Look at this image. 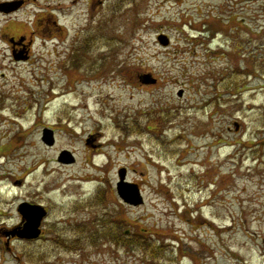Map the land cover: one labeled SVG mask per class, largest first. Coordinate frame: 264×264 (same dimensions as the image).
I'll use <instances>...</instances> for the list:
<instances>
[{"label": "rangeland", "instance_id": "1", "mask_svg": "<svg viewBox=\"0 0 264 264\" xmlns=\"http://www.w3.org/2000/svg\"><path fill=\"white\" fill-rule=\"evenodd\" d=\"M40 3L12 19L27 26ZM76 9L58 16L65 42L36 40L28 63L0 41V224L23 201L49 210L43 239L0 240V264H264V0H117L71 54L89 26ZM122 169L142 204L109 196ZM91 193L105 202L80 201Z\"/></svg>", "mask_w": 264, "mask_h": 264}, {"label": "flooded vegetation", "instance_id": "2", "mask_svg": "<svg viewBox=\"0 0 264 264\" xmlns=\"http://www.w3.org/2000/svg\"><path fill=\"white\" fill-rule=\"evenodd\" d=\"M43 3L46 2L44 8L41 9V13L34 15L31 18L30 23L25 26L22 22L13 20V16L16 12L23 9L27 4H35L37 7L40 3V0H0V15L1 16H8V19L3 24L1 31H0V41L4 42L10 52L11 58L14 61H19L22 63L30 62L32 54L35 52L34 45L36 44V40L39 41V46L42 47H49L50 49L59 47L60 44L65 42L64 37L66 34H62V31H67V27L64 23H61L58 16L59 14H63V18L71 17L76 18L78 15L74 17V10L75 8L81 9V15L86 17V21L88 22L89 26L86 30L76 31L73 34L72 44L70 46L71 54H78L80 51L88 49L91 46L92 41L95 39L96 33L100 27V21L98 23L95 20L106 13L108 11H114L116 9V1L117 0H42ZM34 11V10H33ZM31 11V12H33ZM3 17V18H4ZM41 47V48H42ZM53 50V49H52ZM81 58V56H80ZM74 61V60H72ZM81 61V59H80ZM76 63L79 62V59L75 61ZM76 65V64H74ZM153 85V84H151ZM35 124V123H34ZM36 126V125H35ZM48 128L55 131L54 128L48 126ZM17 136V135H16ZM15 136V137H16ZM19 139V145L21 143L20 134L17 136ZM12 139V138H11ZM10 139V140H11ZM93 142L91 145L88 144V140L85 141L86 145H89L90 151L96 153L101 148V144L98 143V139L96 137H91ZM91 140V141H92ZM90 142V141H89ZM7 145L9 148L16 147L14 143L9 142ZM12 146V147H11ZM5 148V147H4ZM3 150V147H0V158L5 157L8 153L3 154L6 151ZM10 150V149H9ZM13 151V148L10 152ZM73 158V156H72ZM5 177H0V182L3 181ZM131 183V182H130ZM21 185V180L13 179L11 184L7 185V193L9 188L13 189L15 187H19ZM5 185H0V198L1 196L5 195ZM109 196L114 200H117L120 203V200L127 206H131L127 204L117 193V185L115 183V187L113 189H109ZM113 192L111 194L110 192ZM98 196L97 193H91L90 196L80 200L81 202L89 200L90 203L94 202L96 197ZM23 203H27L28 205H41L43 206L44 210L46 211V216L42 219L40 224V234L36 239L30 241H37L43 239L45 236V229L44 223L46 222V217L49 213L47 206L43 205L42 202L39 201H23ZM122 203V204H123ZM20 204L16 207V215L17 220L15 223H12L6 226L3 222L0 224V240L2 241L5 238V246L7 244V249L9 250V244L12 241L19 240L20 238L17 236V231H19L26 223L25 218L21 214L19 210ZM2 215V211H0V216ZM4 216V215H3ZM122 225V224H121ZM123 226V225H122ZM125 232V231H124Z\"/></svg>", "mask_w": 264, "mask_h": 264}, {"label": "water", "instance_id": "3", "mask_svg": "<svg viewBox=\"0 0 264 264\" xmlns=\"http://www.w3.org/2000/svg\"><path fill=\"white\" fill-rule=\"evenodd\" d=\"M158 41L162 45L169 44V39L166 35L160 34L157 37ZM148 76V75H146ZM146 84H153L155 80L152 78H145V80H142ZM182 91L178 92V95H181ZM234 129L238 130V123L233 124ZM41 140L46 145H53L54 144V132L52 129L44 128ZM89 145L91 143L87 141ZM65 153H62L63 155ZM68 158H60L63 162H73L74 158H72V155L68 154ZM125 174L126 170L122 169L119 171V178L120 181L117 184V193L118 195L124 199V201L128 204L132 205H138L143 203V198L141 195V191L139 186L136 183H130L125 180ZM19 210L21 211V214L26 220L25 225L17 231V236L22 239H35L40 234V224L44 216L46 215V211L44 210L43 206L41 205H28L27 203L20 204Z\"/></svg>", "mask_w": 264, "mask_h": 264}, {"label": "trees", "instance_id": "4", "mask_svg": "<svg viewBox=\"0 0 264 264\" xmlns=\"http://www.w3.org/2000/svg\"><path fill=\"white\" fill-rule=\"evenodd\" d=\"M236 88H241V85L239 86V85H237L236 84V86H235ZM239 92L237 91L236 93H234V94H238ZM263 140H261L259 143H258V145H259V147H260V145L263 143L262 142ZM251 143V142H250ZM263 150H264V146H263ZM259 157H260V155H259ZM97 198V200L96 201H99L101 204L102 203H104L105 202V195H104V197L101 195V193L100 194H98V196L96 197ZM102 222L103 223H107V224H109V222H110V216H106V218L104 219V220H102ZM77 227H80V226H76V229H77ZM117 227H120V228H122V225L121 224H119L118 226H116V224L114 225V228L116 229V230H118L119 231V229L117 228ZM109 228V230H114V229H112V228H110V227H108ZM83 229V228H82ZM74 231H76L75 230V228L73 229ZM106 235H108V233H106ZM119 235H121V236H123L124 238H126L125 236V233H124V231L123 232H120L119 233ZM119 235H116V237L118 238V239H116L117 241H121V240H119L120 239V236ZM135 238H139V240H140V244L139 245H141V244H144L145 246L147 245V246H150V247H152V249H151V252L153 253L154 252V246H152L150 243H149V241H146V240H144V237L142 236V234H135V235H133ZM80 243H81V241H79ZM138 242V240H132L131 241V243H133V244H135V243H137ZM68 243V242H67ZM71 243H73L74 244V246H76L77 244V241H71ZM129 243V242H128ZM128 243H126V244H128ZM142 250H144V249H142Z\"/></svg>", "mask_w": 264, "mask_h": 264}]
</instances>
